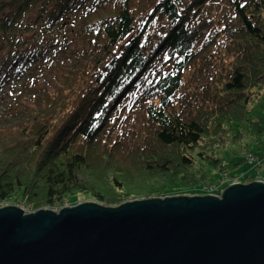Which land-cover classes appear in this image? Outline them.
<instances>
[{"label": "trees", "instance_id": "trees-1", "mask_svg": "<svg viewBox=\"0 0 264 264\" xmlns=\"http://www.w3.org/2000/svg\"><path fill=\"white\" fill-rule=\"evenodd\" d=\"M71 19L85 43L60 87L30 108L21 86L0 116V208L80 193L117 208L240 176L224 152L264 139V116L249 118L264 95V0H0V97L49 54L26 48L32 25L52 36Z\"/></svg>", "mask_w": 264, "mask_h": 264}, {"label": "water", "instance_id": "water-1", "mask_svg": "<svg viewBox=\"0 0 264 264\" xmlns=\"http://www.w3.org/2000/svg\"><path fill=\"white\" fill-rule=\"evenodd\" d=\"M121 205L0 208V264H264V182Z\"/></svg>", "mask_w": 264, "mask_h": 264}, {"label": "rangeland", "instance_id": "rangeland-1", "mask_svg": "<svg viewBox=\"0 0 264 264\" xmlns=\"http://www.w3.org/2000/svg\"><path fill=\"white\" fill-rule=\"evenodd\" d=\"M68 22V24L63 26L62 30L57 33L54 32L52 36L45 34L43 29L39 28L37 24L32 25V27H34L39 33V37H34L32 32L29 33L26 37V48L35 49L36 47H39L43 49V52H46L48 47H52L49 49V54L46 57H42L40 60L29 65L27 63L28 67L25 70L23 69L22 78L18 81L12 82L1 92L0 98H2V103L0 104V116L5 114L8 111V107L13 104L14 95L18 92V88L21 86H24V88L20 91H23V94L26 96V99L23 101L30 108L43 104L48 98H51L55 91L60 87L64 77L68 73L71 62L81 49H83L85 43L78 30V20L71 19ZM263 116L264 95L253 104V111L249 118L251 120H257ZM248 131V122L231 125L228 127L227 137L229 138L233 135H237L239 132L246 134ZM249 155L256 158L254 163H250L247 160ZM224 157L226 159V165L229 168L234 164L240 163L237 168L231 171V174L234 176L239 174L240 176H237L236 179H231V183L225 179L222 180L219 187L214 190L198 187L195 189L176 191L167 196L153 197L152 199L206 196L220 197L223 192L233 184H248L256 182L260 178L264 179V139L261 144H258L250 136L245 135L239 142L229 144L224 152ZM260 161L261 164H259ZM246 176L253 178V180L246 181ZM139 201H146V199L138 196L123 203H134ZM84 203H95L100 206H105L99 204L91 195L80 193L76 194L71 201L65 202L60 208L74 207ZM5 206L14 205H12V203H6L3 207ZM60 208L53 207L43 210L59 212L61 210Z\"/></svg>", "mask_w": 264, "mask_h": 264}, {"label": "built area", "instance_id": "built-area-1", "mask_svg": "<svg viewBox=\"0 0 264 264\" xmlns=\"http://www.w3.org/2000/svg\"><path fill=\"white\" fill-rule=\"evenodd\" d=\"M247 160H248L250 163H254V162L256 161V158L253 157V156H251V155H249L248 158H247ZM259 164H261V161L259 162ZM257 181H258V182H264V179L260 178V179H258ZM257 181H256V182H257ZM233 185H234V184H233ZM26 214H28V213H26Z\"/></svg>", "mask_w": 264, "mask_h": 264}]
</instances>
